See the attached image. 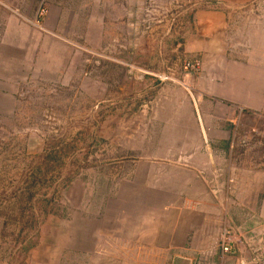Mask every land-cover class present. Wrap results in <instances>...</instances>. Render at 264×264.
<instances>
[{
  "label": "rangeland",
  "instance_id": "1",
  "mask_svg": "<svg viewBox=\"0 0 264 264\" xmlns=\"http://www.w3.org/2000/svg\"><path fill=\"white\" fill-rule=\"evenodd\" d=\"M203 1L0 0V264H171L148 243L234 55L204 54Z\"/></svg>",
  "mask_w": 264,
  "mask_h": 264
},
{
  "label": "crops",
  "instance_id": "2",
  "mask_svg": "<svg viewBox=\"0 0 264 264\" xmlns=\"http://www.w3.org/2000/svg\"><path fill=\"white\" fill-rule=\"evenodd\" d=\"M203 4L197 15L202 36L213 40L204 42V54L234 55L219 65L218 78H208L199 115L202 141L180 176L178 220L153 233L148 244L165 248L171 264H264V0ZM205 102L232 104L227 128L219 113L205 112ZM226 226L252 238L254 248L238 237L233 254L222 257L218 241Z\"/></svg>",
  "mask_w": 264,
  "mask_h": 264
},
{
  "label": "built area",
  "instance_id": "3",
  "mask_svg": "<svg viewBox=\"0 0 264 264\" xmlns=\"http://www.w3.org/2000/svg\"><path fill=\"white\" fill-rule=\"evenodd\" d=\"M238 237H240V239ZM236 239H239V242L246 244L248 243L249 248H254L251 246V242H253L252 238L241 236L240 234L236 233L233 229L226 226L221 231L218 241V246L222 257H226L233 254L234 249L237 246Z\"/></svg>",
  "mask_w": 264,
  "mask_h": 264
}]
</instances>
